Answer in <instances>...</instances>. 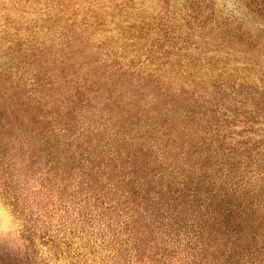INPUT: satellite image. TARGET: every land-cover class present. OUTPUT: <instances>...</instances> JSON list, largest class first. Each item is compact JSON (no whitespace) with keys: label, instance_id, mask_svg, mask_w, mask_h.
Here are the masks:
<instances>
[{"label":"clouds","instance_id":"9594fccd","mask_svg":"<svg viewBox=\"0 0 264 264\" xmlns=\"http://www.w3.org/2000/svg\"><path fill=\"white\" fill-rule=\"evenodd\" d=\"M0 264H264V0H0Z\"/></svg>","mask_w":264,"mask_h":264}]
</instances>
